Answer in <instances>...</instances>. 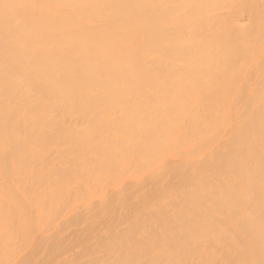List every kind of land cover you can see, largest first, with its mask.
<instances>
[{
	"label": "bare ground",
	"instance_id": "1",
	"mask_svg": "<svg viewBox=\"0 0 264 264\" xmlns=\"http://www.w3.org/2000/svg\"><path fill=\"white\" fill-rule=\"evenodd\" d=\"M0 264H264V0H0Z\"/></svg>",
	"mask_w": 264,
	"mask_h": 264
}]
</instances>
